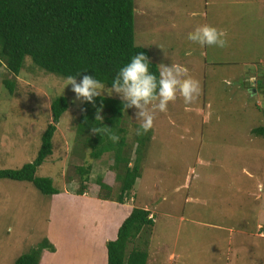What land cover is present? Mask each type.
Wrapping results in <instances>:
<instances>
[{
	"label": "rangeland",
	"instance_id": "374dc122",
	"mask_svg": "<svg viewBox=\"0 0 264 264\" xmlns=\"http://www.w3.org/2000/svg\"><path fill=\"white\" fill-rule=\"evenodd\" d=\"M133 7L135 45L158 68L186 67L202 92L190 105L178 94L167 112L155 113L139 180L125 200L129 208L148 210L154 223L127 253L146 251V264H264V134L254 132L264 128V0H133ZM205 24L226 32L228 45L202 48L188 41ZM4 79L13 83V93ZM57 97H65L69 108L36 176L52 179L59 193L44 195L29 182L0 179V264H14L44 240L54 252L43 250L39 264H106L111 238L104 237H116V223L125 217L127 205L114 201L120 184L110 170L113 153L86 162L88 149L76 133L84 103L75 100L66 78L29 58L17 77L0 66V170L20 169L36 158ZM101 97L120 100L107 92ZM134 113L128 109L124 116L131 161L139 126ZM81 166L91 167L88 198L75 194ZM100 177L112 185L113 200L93 197Z\"/></svg>",
	"mask_w": 264,
	"mask_h": 264
},
{
	"label": "trees",
	"instance_id": "16d2710c",
	"mask_svg": "<svg viewBox=\"0 0 264 264\" xmlns=\"http://www.w3.org/2000/svg\"><path fill=\"white\" fill-rule=\"evenodd\" d=\"M141 52L150 61L149 52L134 43L133 0H0V66L15 77L24 67L25 58H29L35 67L46 73L67 78L86 72L84 74L94 76L110 87L119 70ZM150 70L158 74V66L151 61ZM2 83L9 93H13L11 81L4 79ZM101 101L103 122L95 121L96 109L92 104L84 103L87 111L80 114L76 133L84 138L83 147L93 150V160L113 153L110 170L115 173V182L120 184L119 195L114 201L125 204L140 176V159L150 141V132L143 136L135 134V159L131 161L125 154L126 110L122 101L97 97L96 105L99 106ZM68 108L69 102L65 97H57L51 102V122L41 136L36 158L20 169L0 170V179L29 182L44 195L59 193L52 179L37 177L36 171L52 155V138ZM102 123L119 135V143L114 144L107 135L103 138L91 135V127ZM254 132L263 135L264 128ZM77 170L82 184L76 193L82 195L91 167L81 166ZM96 184L99 199L113 200L111 184L105 183L101 177ZM150 215L149 211L141 208L131 209L119 225L116 238L106 243L107 264H146V251L133 249L127 253V246L144 228L153 226ZM261 232L264 233V227ZM45 249L54 252V247L44 240L29 253L18 257L14 264H38Z\"/></svg>",
	"mask_w": 264,
	"mask_h": 264
},
{
	"label": "clouds",
	"instance_id": "9594fccd",
	"mask_svg": "<svg viewBox=\"0 0 264 264\" xmlns=\"http://www.w3.org/2000/svg\"><path fill=\"white\" fill-rule=\"evenodd\" d=\"M187 39L202 48L206 46L224 48L228 45L227 33L207 24L196 27L188 34ZM84 73L66 78L67 86L71 85V90L75 94V100L92 104L96 109L95 121L103 122V102L97 106L96 98L101 97L104 92L110 96L115 94L122 101L124 111L135 109L134 116L139 123V128L135 130L137 136H143L153 129L155 113L167 112L169 103L175 102L178 94L183 98L185 105H190L202 92L200 82L189 76L188 69L180 64L172 63L171 66L161 64L158 74L153 73L150 70L149 58L143 52L131 57L119 70L107 91H104L105 85L96 77ZM83 111L86 112L87 109ZM111 129L102 123L101 126L93 125L90 132L91 135H100L102 138L107 135L114 144L119 143V135ZM92 151L88 148L86 153L88 164L93 163Z\"/></svg>",
	"mask_w": 264,
	"mask_h": 264
},
{
	"label": "crops",
	"instance_id": "0c3cea01",
	"mask_svg": "<svg viewBox=\"0 0 264 264\" xmlns=\"http://www.w3.org/2000/svg\"><path fill=\"white\" fill-rule=\"evenodd\" d=\"M139 180V179H138ZM136 184H137V182H136ZM135 184V185H136ZM76 195H79V194H77V193H75ZM81 197L80 198H88V197H85V196H87V191H85L84 192V194H82V195H80ZM94 198L96 197L97 198V194H95L94 196H93ZM134 198V197H133ZM98 199V198H97ZM130 199H132V197L130 198ZM135 199V198H134ZM103 201H106V200H103ZM134 201V200H133ZM118 205H119V203H117ZM125 205H127L126 206V209H125V211H124V214H125V217H127L128 216V214L130 213V211H131V209L133 208V206H130V208L128 207V205L129 204H122V206H125ZM128 209V210H127ZM143 209V208H142ZM144 210H146V209H144ZM148 211V210H147ZM125 217L122 219V221L125 219ZM122 221H118L117 223H116V233H117V229H118V227H119V225L121 224V222ZM108 238H111V240H109V241H112V240H114L116 237H113V236H111L110 234H107L105 237H104V242L105 241H107V239ZM104 242H103V247H104ZM105 250H106V247H105ZM107 253V252H106ZM51 255L52 256H55V253H51ZM39 264V263H38ZM106 264H107V254H106Z\"/></svg>",
	"mask_w": 264,
	"mask_h": 264
}]
</instances>
